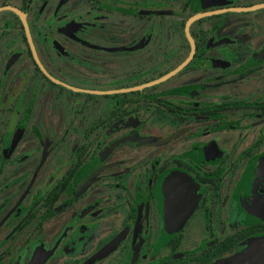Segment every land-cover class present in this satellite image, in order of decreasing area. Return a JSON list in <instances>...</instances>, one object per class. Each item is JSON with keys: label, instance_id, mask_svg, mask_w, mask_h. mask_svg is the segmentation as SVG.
Returning a JSON list of instances; mask_svg holds the SVG:
<instances>
[{"label": "flooded vegetation", "instance_id": "1", "mask_svg": "<svg viewBox=\"0 0 264 264\" xmlns=\"http://www.w3.org/2000/svg\"><path fill=\"white\" fill-rule=\"evenodd\" d=\"M263 237L264 0H0V264Z\"/></svg>", "mask_w": 264, "mask_h": 264}, {"label": "water", "instance_id": "2", "mask_svg": "<svg viewBox=\"0 0 264 264\" xmlns=\"http://www.w3.org/2000/svg\"><path fill=\"white\" fill-rule=\"evenodd\" d=\"M194 20H191V24ZM215 264H264V237L253 240L248 248Z\"/></svg>", "mask_w": 264, "mask_h": 264}]
</instances>
